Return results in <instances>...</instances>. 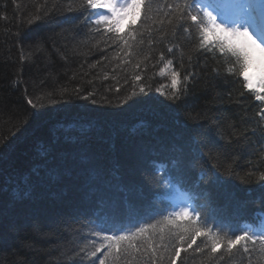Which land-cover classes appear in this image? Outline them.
Instances as JSON below:
<instances>
[{
	"label": "trees",
	"instance_id": "1",
	"mask_svg": "<svg viewBox=\"0 0 264 264\" xmlns=\"http://www.w3.org/2000/svg\"><path fill=\"white\" fill-rule=\"evenodd\" d=\"M67 2L55 0L58 10L36 20L44 0H0V264L25 259L15 255L14 244L30 264H74L57 257L78 250L90 221L110 224L126 221L129 214L146 219L176 206L171 199L175 191L224 225L264 213V181L242 183L225 176L227 182L218 184L205 175L216 161L201 159L193 146L195 138L209 145L204 152L213 149L215 155L214 146L231 138L229 125L243 132L260 119L257 113L264 105L226 73L228 65L212 53H197L191 38L178 29L165 25L161 30L152 21L132 25L134 16L121 25L122 34L132 28L142 34L125 55L124 49L89 31L88 13L64 11ZM158 3L156 19L163 18L165 0ZM21 33L23 40L17 38ZM37 41L39 50L29 53L28 45ZM22 48L35 61L23 71ZM167 60L173 63L166 67ZM213 69L220 70V78H213ZM172 71L181 80L189 72L199 78L195 87L189 80L186 106L161 95L171 93ZM141 85L150 90L132 95ZM89 93L94 95L84 99ZM27 99L38 105L39 116ZM189 114L198 116L203 127L186 122ZM246 135L256 141L250 131ZM227 150L240 156L243 175L246 145L233 142ZM158 173L167 185L156 186ZM249 260L264 264V254H238L219 264ZM176 264L209 262L190 249L181 251Z\"/></svg>",
	"mask_w": 264,
	"mask_h": 264
},
{
	"label": "snow or ice",
	"instance_id": "2",
	"mask_svg": "<svg viewBox=\"0 0 264 264\" xmlns=\"http://www.w3.org/2000/svg\"><path fill=\"white\" fill-rule=\"evenodd\" d=\"M49 6V0H44L43 8L37 6L38 15L35 19L39 20L43 15L51 16L59 8L55 0L51 4V13L46 11ZM163 8V18L160 19L154 18L161 10L158 0H78L77 6L73 5V0H68L64 11L88 13L85 23L89 31L106 38V44L111 41L124 49L125 55H128L126 49L134 47L136 36L142 34L140 28H132L126 35L122 34L121 24L130 16L136 17L131 20L132 25H136L137 21L141 25L152 21L161 30L165 25L174 32L178 29L191 38L197 53H212L214 58L223 60L228 65L226 73L235 77L243 90H247L249 95H254L255 100L264 105V4H258L255 0H246L244 4L239 0H172L170 3L165 0ZM28 23L30 25L32 21ZM17 38L23 40V33ZM39 43L37 41L28 45L27 51L34 54L39 50ZM167 51L172 53L173 48L169 47ZM216 53L219 55L216 56ZM160 59L164 60L163 53L160 54ZM191 59L189 56V60ZM20 61L21 71L31 68L35 62L25 54L23 48ZM172 63V60H167L166 67ZM213 72L214 79L222 75L219 69H213ZM190 78L192 87H195L199 79L195 73L189 72L181 80L180 73L172 71L171 93L161 92L159 88L156 91L161 92L172 104L186 106ZM135 79L139 81L141 77L137 75ZM146 90L150 89L141 85L139 93L133 91L132 95L146 94ZM75 92L79 97V89ZM93 95L89 93L83 98L89 99ZM240 95L243 96L244 91ZM26 102L34 116L41 114L32 99H27ZM257 115L260 119L243 132H237L235 126L229 125L233 128L231 138L227 144L218 143L214 146L215 155L212 154L213 149L203 151L209 147L208 144H202L193 138L194 150L201 153V159L207 157L216 161L208 167L205 174L209 179L218 184L227 182L222 179L225 176L242 183H250L253 178L264 181V107L259 108ZM188 121L196 128L203 127L198 116L189 114L186 116V122ZM219 127V124L214 126ZM249 131L256 138L255 142L246 135ZM220 139L223 140L224 137L221 136ZM233 142H243L246 145L247 158L243 160V165H247V169L243 175L238 170L242 168L240 156L227 150ZM254 143L259 147H255ZM153 179L157 187L167 185V181L159 173ZM261 188L264 189V184ZM261 202L264 203V192L261 193ZM88 227L87 234H82L81 242L75 246L78 250H73L72 255L62 251L58 260L65 259L74 264H96V261L99 264H176L181 251L188 253L191 249L209 264H219L238 254L251 255L253 251L264 254V213L254 216L251 221L224 225L222 222L216 223L197 207L181 204L146 219L129 214L126 221L113 220L110 224L90 221ZM193 245L196 247L193 248ZM13 247L17 249L15 255L25 256L19 264H30L21 246L14 244ZM102 250L101 257L98 253Z\"/></svg>",
	"mask_w": 264,
	"mask_h": 264
},
{
	"label": "rangeland",
	"instance_id": "3",
	"mask_svg": "<svg viewBox=\"0 0 264 264\" xmlns=\"http://www.w3.org/2000/svg\"><path fill=\"white\" fill-rule=\"evenodd\" d=\"M239 2H240L241 4H244V3H245L244 0H239ZM255 2L258 3V4H262L260 0H255ZM135 18H136V17L134 16V19H135ZM220 19H223V17H220ZM126 21H127V19H126L125 21H123L122 24H124ZM122 24H121V25H122ZM251 71H252V70H250V73H251ZM174 199H175V202H176L177 205H181V204H189V203L187 202L186 198L184 197V195L179 194V193H177V192H176V197H175Z\"/></svg>",
	"mask_w": 264,
	"mask_h": 264
}]
</instances>
